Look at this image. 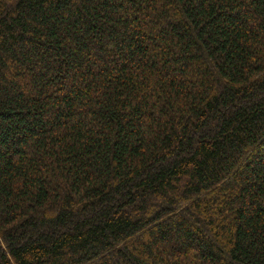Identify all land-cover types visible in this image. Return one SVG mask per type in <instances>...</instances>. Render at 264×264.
<instances>
[{"label":"trees","instance_id":"trees-1","mask_svg":"<svg viewBox=\"0 0 264 264\" xmlns=\"http://www.w3.org/2000/svg\"><path fill=\"white\" fill-rule=\"evenodd\" d=\"M0 264H264V0H0Z\"/></svg>","mask_w":264,"mask_h":264}]
</instances>
